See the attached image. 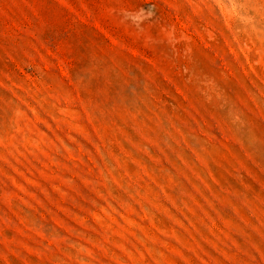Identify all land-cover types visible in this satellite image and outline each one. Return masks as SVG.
I'll return each instance as SVG.
<instances>
[{
	"label": "rangeland",
	"instance_id": "rangeland-1",
	"mask_svg": "<svg viewBox=\"0 0 264 264\" xmlns=\"http://www.w3.org/2000/svg\"><path fill=\"white\" fill-rule=\"evenodd\" d=\"M0 264H264V0H0Z\"/></svg>",
	"mask_w": 264,
	"mask_h": 264
}]
</instances>
